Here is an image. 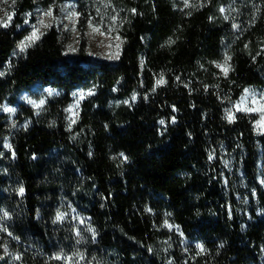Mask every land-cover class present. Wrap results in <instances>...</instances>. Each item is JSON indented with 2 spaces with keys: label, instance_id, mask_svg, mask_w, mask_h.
<instances>
[{
  "label": "trees",
  "instance_id": "1",
  "mask_svg": "<svg viewBox=\"0 0 264 264\" xmlns=\"http://www.w3.org/2000/svg\"><path fill=\"white\" fill-rule=\"evenodd\" d=\"M0 5V264H264V0Z\"/></svg>",
  "mask_w": 264,
  "mask_h": 264
},
{
  "label": "rangeland",
  "instance_id": "2",
  "mask_svg": "<svg viewBox=\"0 0 264 264\" xmlns=\"http://www.w3.org/2000/svg\"><path fill=\"white\" fill-rule=\"evenodd\" d=\"M190 3L196 2V0H188ZM99 3L103 2V0H98ZM195 4V3H194ZM227 11L231 14L233 12H236L235 8L233 6H229L227 8ZM10 15L7 14V11L5 8H3V5H0V25L3 28H7L12 20L13 17L9 20L8 17ZM77 18V15H74L71 13L67 18L66 22L67 24L75 23V20ZM49 19L44 16L39 22L35 25L31 26V33L29 34V37L25 38L21 44L18 46L17 53H22L26 48H28L32 43L36 42L40 35L42 34V30L44 29V26L49 22ZM4 24H7L5 27ZM111 24H112V18L108 17L105 19L104 23L102 24V27L100 28H90V30L87 33V42L89 45V55L90 58L95 60H102V61H116L119 51H120V43L119 40H115L111 36ZM24 26H28V23L26 22ZM33 32H36V39H30L32 37ZM76 35V34H75ZM23 49V50H22ZM224 72L227 73V70L225 68H222ZM29 99L22 97L21 102L26 106H35L34 103H29ZM32 101V100H31ZM7 113L12 114L11 111L8 109L6 110ZM234 111L236 113H242V114H253L257 115L261 118L258 132L262 135H264V88L263 87H248L246 88L239 99L236 101L234 105Z\"/></svg>",
  "mask_w": 264,
  "mask_h": 264
},
{
  "label": "snow or ice",
  "instance_id": "3",
  "mask_svg": "<svg viewBox=\"0 0 264 264\" xmlns=\"http://www.w3.org/2000/svg\"><path fill=\"white\" fill-rule=\"evenodd\" d=\"M49 15H50V13H49ZM8 19L10 20L11 19V16H9L8 17ZM4 26L6 27L7 26V24H4ZM37 38V36H36V32H33V34H32V37L30 38V39H36ZM23 50V49H22ZM160 83H163V81H160ZM89 94H91V93H89ZM83 95V94H82ZM29 103H34L33 101H29ZM44 103V101H41L40 102V105H42ZM40 105H36V107H39ZM9 111H12L11 109H8ZM230 119H231V117H230ZM21 191H23L22 189H21Z\"/></svg>",
  "mask_w": 264,
  "mask_h": 264
}]
</instances>
